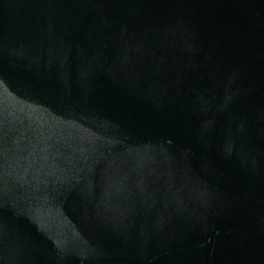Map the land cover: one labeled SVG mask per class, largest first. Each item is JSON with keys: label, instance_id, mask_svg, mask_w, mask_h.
<instances>
[{"label": "water", "instance_id": "obj_1", "mask_svg": "<svg viewBox=\"0 0 264 264\" xmlns=\"http://www.w3.org/2000/svg\"><path fill=\"white\" fill-rule=\"evenodd\" d=\"M0 264H264V0H0Z\"/></svg>", "mask_w": 264, "mask_h": 264}]
</instances>
